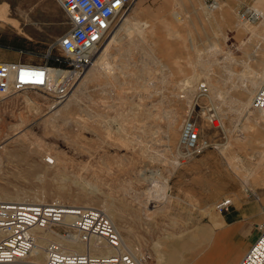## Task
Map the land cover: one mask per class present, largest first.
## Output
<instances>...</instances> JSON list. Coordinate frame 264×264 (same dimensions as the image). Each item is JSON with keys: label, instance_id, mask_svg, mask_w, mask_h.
Wrapping results in <instances>:
<instances>
[{"label": "rangeland", "instance_id": "1", "mask_svg": "<svg viewBox=\"0 0 264 264\" xmlns=\"http://www.w3.org/2000/svg\"><path fill=\"white\" fill-rule=\"evenodd\" d=\"M244 2L218 0L211 10L201 0H135L74 96L78 80L60 102L33 91L0 98V199L98 209L147 264H165L172 249L178 264L208 249L209 237L194 234L220 219L222 198L258 209L264 115L250 106L264 19L240 22ZM257 5L264 12V0ZM68 28L56 0H0L1 50L11 45L24 61L41 62ZM200 82L208 97L197 96ZM187 116L209 145L193 157L179 146Z\"/></svg>", "mask_w": 264, "mask_h": 264}, {"label": "built area", "instance_id": "2", "mask_svg": "<svg viewBox=\"0 0 264 264\" xmlns=\"http://www.w3.org/2000/svg\"><path fill=\"white\" fill-rule=\"evenodd\" d=\"M69 28L50 45L41 62L0 60V98L16 93L39 92L63 101L69 89L93 65L96 52L114 31L117 21L131 10L135 0H56ZM211 10L218 0H201ZM238 11L240 22L255 24L263 13L245 0ZM1 51V46H0ZM19 54L25 51L18 50ZM53 64H49V62ZM197 96L208 97L206 83L197 85ZM253 110L264 115V77L251 101ZM214 112L213 106H206ZM212 122H218L215 113ZM191 116L181 125L179 146L185 157H193L209 145ZM47 162L52 163V159ZM231 198L214 205L218 214L230 210ZM49 234L44 244L43 264H147L148 256L127 245L109 218L98 209L53 203L0 202V264L24 261L37 245L38 235ZM80 246L83 250L77 251ZM237 264H264V212L257 236Z\"/></svg>", "mask_w": 264, "mask_h": 264}, {"label": "crops", "instance_id": "3", "mask_svg": "<svg viewBox=\"0 0 264 264\" xmlns=\"http://www.w3.org/2000/svg\"><path fill=\"white\" fill-rule=\"evenodd\" d=\"M12 49L13 47L8 45L1 50L0 60H21L16 53H12ZM259 200L258 209L252 204L239 207L233 203L229 211L220 214V219H211L205 229L194 234L198 239L209 237L208 249L198 251L196 247L193 248L192 254L186 259L183 258L180 264H237L257 236V225L261 223L264 212V196ZM164 257L165 264L179 262L175 249L167 252Z\"/></svg>", "mask_w": 264, "mask_h": 264}, {"label": "bare ground", "instance_id": "4", "mask_svg": "<svg viewBox=\"0 0 264 264\" xmlns=\"http://www.w3.org/2000/svg\"><path fill=\"white\" fill-rule=\"evenodd\" d=\"M257 1H259V0H257ZM257 1H256V4L254 5L256 8H258L262 13H263V19H264V12L258 7V5H257ZM137 3V2H136ZM218 8V7H217ZM128 15V14H127ZM126 15V16H127ZM121 21V23H120V25H119V27H118V29H116V33L111 37V38H109V39H107L108 41H107V43L105 44V46H104V48L102 49V50H98L97 52H96V54H95V59H94V63H93V65L95 64V63H97L98 64V62L100 61V59H101V57H103L104 55H106V53H107V51H108V49H109V46L112 44V42L114 43V41H115V36H116V34L118 33V32H120L122 29H124L125 28V26H126V23H127V19H126V17H124L122 20H120ZM127 29V28H126ZM92 65V66H93ZM90 70V68L86 71V73H84L79 79H78V81H77V83H76V85L74 86V89H72V91H70V93H69V96H74V92H75V90L77 89V87L79 86V84L80 83H82L83 82V80L84 79H86V75H87V73H88V71ZM260 76L262 77L261 78V81H262V79H263V77H264V64H263V67H260ZM251 81V83L252 84H254L253 86L255 87L256 86V84H257V82L256 81H254V78L252 79V80H250ZM259 81H260V78H259ZM261 113V112H260ZM262 114V113H261ZM263 115V114H262ZM57 160V159H56ZM52 162H54V160H52ZM0 202H16V203H20V202H17V201H7V200H1L0 199ZM44 202V201H43ZM41 203V201L39 200V202H29V204H46V203ZM21 203H27L26 201H23V202H21ZM53 204H58V205H61V204H59V203H53ZM70 207H76V206H78V205H75V204H70L69 205ZM79 206H83V205H79ZM87 206V205H86ZM88 207V206H87ZM90 208V207H89ZM94 209V208H93ZM107 215V214H106ZM108 218H109V216H108ZM109 220H110V218H109ZM111 221V220H110ZM112 222V221H111ZM113 223V222H112ZM116 227V226H115ZM118 230V229H117ZM38 241H37V245H36V247L33 249V251L30 253V255L24 260V261H22V262H20V263H24V264H43V262H44V250H43V248H44V244H45V242L47 241V239L48 238H53L52 236H49V234H41V235H38ZM53 240H57V238H53ZM79 248H76L75 250H77V251H82L83 249L80 247V246H78ZM247 251V250H246ZM245 251V252H246ZM244 255V254H243ZM39 258L40 259V261L38 262V263H35L36 261H28V259L29 258ZM19 263V264H20Z\"/></svg>", "mask_w": 264, "mask_h": 264}, {"label": "trees", "instance_id": "5", "mask_svg": "<svg viewBox=\"0 0 264 264\" xmlns=\"http://www.w3.org/2000/svg\"><path fill=\"white\" fill-rule=\"evenodd\" d=\"M49 64H53V63L50 61Z\"/></svg>", "mask_w": 264, "mask_h": 264}]
</instances>
